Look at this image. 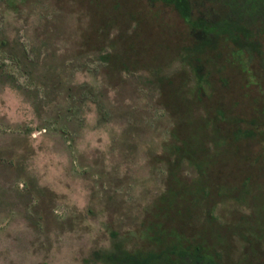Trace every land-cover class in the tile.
<instances>
[{"label":"rangeland","instance_id":"rangeland-1","mask_svg":"<svg viewBox=\"0 0 264 264\" xmlns=\"http://www.w3.org/2000/svg\"><path fill=\"white\" fill-rule=\"evenodd\" d=\"M188 2L0 0V264H264V0Z\"/></svg>","mask_w":264,"mask_h":264},{"label":"trees","instance_id":"trees-1","mask_svg":"<svg viewBox=\"0 0 264 264\" xmlns=\"http://www.w3.org/2000/svg\"><path fill=\"white\" fill-rule=\"evenodd\" d=\"M160 1L170 7H172L179 17L187 24L192 35L198 37L201 44H198L197 48L206 47L212 45L216 37L225 36L226 38L237 40L238 45H242V41H248L251 35H244L242 30L235 29L229 25H223L221 27L210 26L202 18H195L192 16L191 8L188 0H152ZM245 33V32H244ZM252 44V43H251ZM250 44V45H251Z\"/></svg>","mask_w":264,"mask_h":264}]
</instances>
